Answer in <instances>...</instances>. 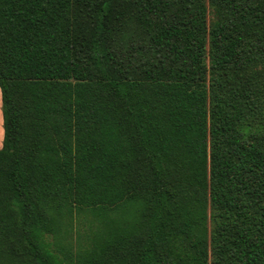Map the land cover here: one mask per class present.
<instances>
[{
  "label": "trees",
  "instance_id": "trees-1",
  "mask_svg": "<svg viewBox=\"0 0 264 264\" xmlns=\"http://www.w3.org/2000/svg\"><path fill=\"white\" fill-rule=\"evenodd\" d=\"M0 100V264H264V0H0Z\"/></svg>",
  "mask_w": 264,
  "mask_h": 264
},
{
  "label": "rangeland",
  "instance_id": "rangeland-1",
  "mask_svg": "<svg viewBox=\"0 0 264 264\" xmlns=\"http://www.w3.org/2000/svg\"><path fill=\"white\" fill-rule=\"evenodd\" d=\"M1 112V100H0ZM3 129V127H1ZM95 228L89 221V218L75 216L65 230L62 232L61 247L68 258L75 261L78 254L87 247L92 239Z\"/></svg>",
  "mask_w": 264,
  "mask_h": 264
},
{
  "label": "crops",
  "instance_id": "crops-1",
  "mask_svg": "<svg viewBox=\"0 0 264 264\" xmlns=\"http://www.w3.org/2000/svg\"><path fill=\"white\" fill-rule=\"evenodd\" d=\"M1 127H2V115L0 112V149L2 147V141H3V129Z\"/></svg>",
  "mask_w": 264,
  "mask_h": 264
}]
</instances>
